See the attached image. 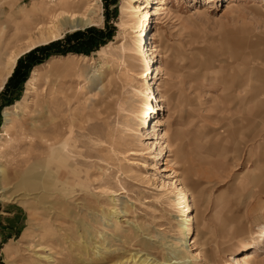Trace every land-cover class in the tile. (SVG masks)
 <instances>
[{
  "label": "rangeland",
  "instance_id": "374dc122",
  "mask_svg": "<svg viewBox=\"0 0 264 264\" xmlns=\"http://www.w3.org/2000/svg\"><path fill=\"white\" fill-rule=\"evenodd\" d=\"M34 1L0 0V82L7 56L25 46L17 39L22 26H15L16 14ZM123 3L101 0L96 24L66 31L40 52L42 62L10 104L0 95V179L6 189L0 192V264H8L3 251L9 243L20 251L19 264H47L38 255L70 257L66 264H134L131 256L140 251L165 262L173 250L183 251L181 262L264 264V0H163V12L148 29L154 64L148 77L142 74L151 69L137 51L147 25L132 28ZM92 28L102 32L100 39L78 40L98 32ZM74 46L80 49L65 51ZM55 58L63 60L48 66ZM37 68L43 73L35 80ZM148 82L163 100L145 128ZM104 87L115 92L98 105ZM14 107L16 129L3 134L4 113ZM56 128L70 141L67 164L62 156L52 158L34 132L50 137ZM162 131L167 141L155 139ZM165 146L169 164L157 156ZM22 160L29 163L21 166ZM59 165L73 172L70 187L44 170L56 174ZM166 167L192 192L195 238L209 244L204 260L191 259L183 244L184 209L173 201L175 178ZM16 189L26 196L1 198ZM115 209L125 213L115 217ZM44 228L57 246L52 254L35 251ZM95 244L103 258H95ZM249 254L254 259L245 261Z\"/></svg>",
  "mask_w": 264,
  "mask_h": 264
},
{
  "label": "bare ground",
  "instance_id": "6f19581e",
  "mask_svg": "<svg viewBox=\"0 0 264 264\" xmlns=\"http://www.w3.org/2000/svg\"><path fill=\"white\" fill-rule=\"evenodd\" d=\"M34 2H35V4H33V8H30L29 10H25V11L23 10V12H21V13L19 12L16 14L17 16H19V19H16L15 26H17V25L22 26L21 32H17V35H18L17 39L18 40L24 39L25 40V46L19 50L11 52L7 56V59L5 60L6 63L4 64V68H6V74L3 77V80L0 82V90H2V88L6 82L5 80L10 76V73L14 69V67L16 65L15 63H16L17 58L20 57L21 55H23L24 53H26V51L32 49L33 47H35L37 45H42V43H48L50 41L56 40V39H58V37L60 38V36L66 31H74L76 29H82L84 27L90 26V24H96L98 18L100 17L99 13L101 11V6H100L101 0H36ZM153 3H154V0H124V3H123L122 8H121L122 14L125 13L126 11H129L130 20H131L130 25L132 28H138V25L141 22H144V24L147 25L145 30H144L145 33L143 34V31H142V33L139 36V40L137 43L138 44L137 51L139 54V56H138L139 59L145 62L146 67L148 66L149 70L151 69V73H148L146 75H145V73H143L142 77H148L149 75L153 74V71H152V68L154 66L153 59L151 57V54L149 55V52H150L149 48L146 47L147 46V36H148V32H149L148 29H149V25L152 21V18L154 16H156V14H160L161 12H163V9L161 7V4H163V0H158L157 4L160 6L152 7L149 9V7H151L153 5ZM232 7H235V5L231 4L228 8H232ZM123 15H125V14H123ZM135 17H137V18H135ZM5 31H6V29H5ZM74 32H76V31H74ZM157 36H158V39L160 41L158 43V45H162L161 42L163 39V35L158 34ZM158 47H160V46H158ZM69 57H74V56H69ZM60 60H63V59L62 58L52 59V61H50L47 65L51 66V65H53L54 62H57ZM151 64H153V65H151ZM42 73L43 72H42L41 68H39V69L37 68L36 71L34 72V75H33V77H36L35 80H37ZM150 83L151 82H148L145 85V88L143 90L146 93H148L147 99H146V101L143 104V107L141 109V116H142V124L141 125H143L145 128H146V125H148L150 119L152 122V117L159 113V111L161 109V107H160L161 106V100H163L161 97L158 98L157 97L158 95L155 96L154 90H153L152 86H150ZM153 86H154V84H153ZM104 89L105 90L102 91V93L100 94L101 100H100V103L98 105L105 102V100H110L112 97V94L115 92L114 88H112V87H109V88L104 87ZM34 90L36 92L38 89L34 88ZM139 91L141 92V90H139ZM16 109L17 108H15V107L12 109H6V111L4 113L5 120H4V128H3V130L5 132L3 134H8L9 128L10 127L12 128V125L13 126L15 125L12 128L15 131V129H16L15 127L17 124H15V121H14L13 111H15ZM15 112H17V111H15ZM17 122H18V120H17ZM162 124L165 125V122L161 121L160 125H162ZM148 127H150V125ZM54 131L55 132H53V135L50 137L48 136L49 134L48 135L45 134V132L40 130V129H38V130L36 129L34 132H36L38 134L40 141H43L42 143H46L49 146L48 148H49V151L51 153L50 156L52 158H54V159L56 158V160L58 161L59 158L57 159V157L62 156L65 161L62 160L61 163L67 164L66 160L68 162V159H70L69 154H71V153H68V151H67V149L69 150L67 145L69 144L70 141L66 138V132L61 131L58 128H56ZM164 132L165 131H162L159 134L155 133V136L157 135V137L155 139L156 140H159V139L162 140L163 139L164 141H167L166 135L164 134ZM49 133H51V132H49ZM142 135H144V134H142ZM67 136H68V134H67ZM64 138H66V140ZM37 143H39V142L37 141ZM30 147L34 148L35 146L30 145ZM154 148L155 147H153V149ZM166 148H168V149L165 150ZM169 149L170 148L168 146H165L164 150L160 151V153L157 156H159L160 159L161 158L165 159V161H166V154H167L166 152H168ZM147 150L149 152H153L152 150H150V148H148ZM9 152L10 151L7 150L6 154H9ZM42 152H44V151L42 150ZM63 158H61V159H63ZM23 162L25 164L29 163L28 160H22V162L20 163L21 166H23V164H22ZM165 163H167V161ZM140 164L142 166H146L145 164H142V163H140ZM167 164H169V163H167ZM56 167H57L56 174H54V172L51 171L50 169H48L47 167L44 169V170H48V177L58 179V180H60L59 182L66 183L67 185L70 184V182H71L70 178H71V175L73 174V172H70L68 169H66L67 165H66V167H63V165L62 166L59 165ZM163 170H166V171L171 170L172 171V169H169L167 167ZM30 171L24 172L25 177H27V175L29 174ZM1 175H3V172L0 170V177H1ZM170 176H174V178H175V183L173 182L169 188L170 193L174 194V196H175L173 198V201L177 205H180L182 207L181 209H184L183 213L181 214L182 215V218H181L182 223L181 224L184 228L183 244L185 245V248L187 247L186 249L189 252V256L191 259L192 258L195 260L199 259V258L203 259V257L205 256L203 254L208 252V250H206V247L209 244L206 242L203 245H200L201 241H199L195 238V225L194 224H195V222H197V219L193 213H195L198 209H197V206L195 204V201L193 199H191L192 198L191 197L192 192L190 193V190L188 189V187L183 184V180L176 175V171H172V175H170ZM1 180L2 179H0V192H3L6 189L3 187ZM74 187H76V186H74ZM162 187H164V186H162ZM25 193L26 192L23 193V192H20L18 189H16L15 191L10 192V196L9 195L7 196V195L2 193L1 198L4 200L10 201L9 197H14L15 195H18V194H22L23 196H26ZM22 195H21V197H22ZM114 211H115V217L122 216V214L125 213L124 211H120L119 209H115ZM185 211L186 212L189 211L191 213L185 214L184 213ZM141 229H142L141 227H138V230H141ZM49 230L50 229H45V228L41 229L40 235H39L40 236L39 237L40 238V241H39L40 245L38 246L37 250H35L36 252H42L43 250L44 251L49 250V252H51V254H52V251H55L57 249V246H55V244L53 243L54 238L51 237L49 234L51 232H48ZM87 232H89V230ZM205 238H203V239H205ZM263 238L264 237L262 236L261 239H263ZM129 239L130 238L125 237L126 241ZM85 240H86V238H85ZM130 242H132V241L131 240L127 241V243H130ZM149 243H146V245ZM96 244L94 245L95 247H93V248H95V251L97 252L95 258H97V257L103 258L101 251H100L103 248L101 249L102 246L99 247V245H96ZM6 247L7 248L3 251L4 259L7 261L8 264H17L18 257L20 256L19 249L16 248V246H14L11 243H9V245H7ZM192 247H194L193 249H195V251H193ZM71 254L73 255L72 252H71ZM183 254H184L183 251L173 250L171 253V259L170 260L167 259L168 261L165 260V262H160L157 260L155 261L153 258L150 257L149 254H144V253H142V251H140V252L136 253L135 255L131 256L132 257L131 259H132V262L134 264H196V263H194L193 260L192 261L190 260L189 262L188 261L181 262L180 257L181 256L183 257ZM246 256L248 258H246L245 261H249L251 259H254V256H252V254L251 255L249 254ZM238 257L239 256L235 257V259L233 258L234 262H237L239 260ZM37 259L40 261H44L47 264H66L67 261L73 262V260H71L70 257L66 258V259H56L53 256L38 255ZM105 260H106V258H105ZM22 261L26 262L27 264H31L33 262L30 259H26V260H22ZM88 261H90V260H88ZM128 261H129V259H128ZM128 261H125V260L121 261V262L118 261L117 263L112 261V263L113 264H125ZM94 262H99V260L94 259ZM18 264H19V262H18ZM38 264H42V263H38Z\"/></svg>",
  "mask_w": 264,
  "mask_h": 264
},
{
  "label": "trees",
  "instance_id": "16d2710c",
  "mask_svg": "<svg viewBox=\"0 0 264 264\" xmlns=\"http://www.w3.org/2000/svg\"><path fill=\"white\" fill-rule=\"evenodd\" d=\"M93 30H96L95 28H92ZM98 32H92L88 38H79L78 40H86L87 42H91L93 41V39L99 38L100 36L99 34H101L102 32L100 30H96ZM75 34H79V33H75ZM58 41H60L59 39L57 41H51L47 44H42V46H36L33 49L29 50L28 52H26L23 56L19 57L17 62H16V66L13 70V72L11 73L10 77L7 79V82L3 88V90L0 92L1 97L5 98L7 100V103H11V101L14 99L13 94L22 89L24 82L27 79V76L31 70V68L33 67V65H35L36 63H40L42 62V58L38 57V54L40 52H47V50L50 48L51 45H57ZM78 47H68L67 50H71V51H78ZM64 51V52H65Z\"/></svg>",
  "mask_w": 264,
  "mask_h": 264
}]
</instances>
